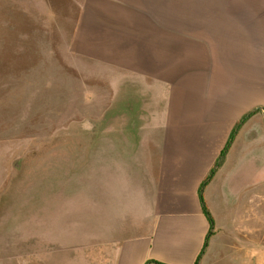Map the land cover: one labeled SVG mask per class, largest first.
I'll use <instances>...</instances> for the list:
<instances>
[{
	"label": "crops",
	"instance_id": "obj_1",
	"mask_svg": "<svg viewBox=\"0 0 264 264\" xmlns=\"http://www.w3.org/2000/svg\"><path fill=\"white\" fill-rule=\"evenodd\" d=\"M56 15V0H1L0 28L19 44L8 65L0 39V65H23V17L41 36ZM70 40L108 97L96 101L98 186L132 180L145 205L121 211L144 226L98 264H264V0H79Z\"/></svg>",
	"mask_w": 264,
	"mask_h": 264
},
{
	"label": "rangeland",
	"instance_id": "obj_2",
	"mask_svg": "<svg viewBox=\"0 0 264 264\" xmlns=\"http://www.w3.org/2000/svg\"><path fill=\"white\" fill-rule=\"evenodd\" d=\"M56 2L57 15L40 19L56 32L40 36L37 17H23V65H0V264H98L114 236L144 226L120 218L145 208L134 181L98 186L96 101L108 97L97 96V66L72 50L79 0ZM11 29L0 28L8 65L19 44Z\"/></svg>",
	"mask_w": 264,
	"mask_h": 264
},
{
	"label": "trees",
	"instance_id": "obj_3",
	"mask_svg": "<svg viewBox=\"0 0 264 264\" xmlns=\"http://www.w3.org/2000/svg\"><path fill=\"white\" fill-rule=\"evenodd\" d=\"M249 115H250V114L244 116V117L241 119L240 122H243L244 120H246V119L248 118ZM235 129H237V127H236ZM235 129H234V130H235ZM232 134H233V133H232ZM230 140H231V139H230ZM223 153H224V151L221 152V155H223ZM210 176H211V174L207 177L206 181L209 180ZM204 184H205V181L200 185V187H199V191H198V194H199V199H200L201 206H202V212H203V214L206 216V218H207V220H208V223H209V225H210V229H211V227H212V218L210 217V215H209L207 209L204 207L203 202H202V198H201V189H202V187H203ZM155 264H162V263L155 262ZM195 264H197V261H196Z\"/></svg>",
	"mask_w": 264,
	"mask_h": 264
}]
</instances>
